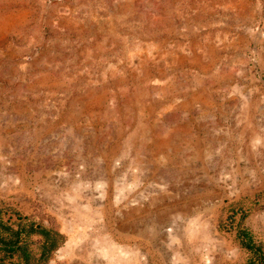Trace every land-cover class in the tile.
I'll list each match as a JSON object with an SVG mask.
<instances>
[{"label": "rangeland", "instance_id": "1", "mask_svg": "<svg viewBox=\"0 0 264 264\" xmlns=\"http://www.w3.org/2000/svg\"><path fill=\"white\" fill-rule=\"evenodd\" d=\"M0 211L48 264H247L264 0H0Z\"/></svg>", "mask_w": 264, "mask_h": 264}, {"label": "trees", "instance_id": "2", "mask_svg": "<svg viewBox=\"0 0 264 264\" xmlns=\"http://www.w3.org/2000/svg\"><path fill=\"white\" fill-rule=\"evenodd\" d=\"M0 211V264L17 259L20 264H48L51 255L64 243L61 235L52 222L43 223L38 215L15 216L4 218ZM33 238L38 239L40 253L36 257L30 250ZM242 245L249 252L247 264H264V247L253 242L246 234H241Z\"/></svg>", "mask_w": 264, "mask_h": 264}]
</instances>
